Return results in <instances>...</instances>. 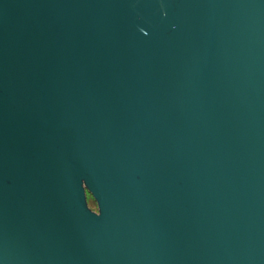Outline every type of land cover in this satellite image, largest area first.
<instances>
[{
    "label": "water",
    "instance_id": "1",
    "mask_svg": "<svg viewBox=\"0 0 264 264\" xmlns=\"http://www.w3.org/2000/svg\"><path fill=\"white\" fill-rule=\"evenodd\" d=\"M0 264H264V0H0Z\"/></svg>",
    "mask_w": 264,
    "mask_h": 264
},
{
    "label": "rangeland",
    "instance_id": "2",
    "mask_svg": "<svg viewBox=\"0 0 264 264\" xmlns=\"http://www.w3.org/2000/svg\"><path fill=\"white\" fill-rule=\"evenodd\" d=\"M88 205L92 210L96 211V204L90 196H88Z\"/></svg>",
    "mask_w": 264,
    "mask_h": 264
}]
</instances>
